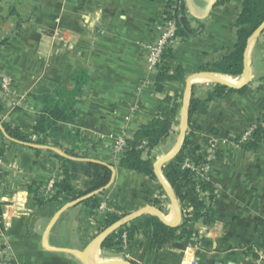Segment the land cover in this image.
Here are the masks:
<instances>
[{
	"label": "crops",
	"instance_id": "1",
	"mask_svg": "<svg viewBox=\"0 0 264 264\" xmlns=\"http://www.w3.org/2000/svg\"><path fill=\"white\" fill-rule=\"evenodd\" d=\"M217 1L0 0V42L5 41L0 46V84L3 78L9 80L8 92L0 86L1 122L30 134L43 107L40 98L56 90L73 91L77 72L88 76L73 105L72 122L63 125L61 149L51 140L37 146L0 138L5 148L0 157V261L85 264L73 252L88 248L91 258L96 254L95 261L125 264L264 261V137L256 151L236 143L264 118V33L247 45V77L228 76L243 85L212 100L203 115L194 117L200 129L189 139L186 160L216 190L211 224L188 221L181 231L193 236L159 252L150 249V234L138 235L123 252L101 247L108 214L126 218L150 206L163 218L174 212L171 225L177 221L157 178L118 168L121 154L114 148L158 112L163 95L155 91L156 73L148 69L147 48L158 40V28L171 5L177 9L178 34L166 62L170 74L182 70L180 81L168 86L170 93H179L172 133L180 131L183 102L188 110L191 95L202 100L214 91L209 79L198 76L204 73L200 67L234 46L233 24L241 12L238 3L219 6ZM170 136L150 153L153 165L175 149L178 140L171 145ZM64 150L86 158L66 156ZM54 153L113 168L112 183L100 194L96 210L80 203L56 217L67 203L50 201L53 193L47 192L50 182L62 178L63 161ZM85 181L78 173L71 185L81 190ZM164 195L171 205L167 211L162 208ZM200 198L207 203L206 195ZM197 201L190 197L189 216ZM180 211L177 226L182 223Z\"/></svg>",
	"mask_w": 264,
	"mask_h": 264
},
{
	"label": "trees",
	"instance_id": "2",
	"mask_svg": "<svg viewBox=\"0 0 264 264\" xmlns=\"http://www.w3.org/2000/svg\"><path fill=\"white\" fill-rule=\"evenodd\" d=\"M229 3L241 5L240 15L233 24V28L235 29L234 46L230 50H227V52L202 65L200 71L235 78L241 76L244 71V54L249 38L264 23V0H218L216 5L222 6ZM176 14L177 9H175ZM4 42L1 41L0 46ZM171 53V50H167L164 53L163 61L155 72V91L163 95L158 112L154 118L142 125L131 139L125 141L117 163L118 168L134 172L151 180H155L156 177L153 172V163L149 158L150 153L172 134L173 122L179 110V93L176 91H171L170 93L168 86L171 83L180 81L182 70L178 69L175 73L170 74L166 61L171 57ZM87 80L88 76L86 72H77L74 77L75 87L73 91L56 90L53 94L40 98L43 107L30 134L12 128L0 120V128L4 135L8 140L37 146H43L47 140H51L53 147L61 149L59 141L66 134L64 133L63 125L72 122L74 118L73 105L76 103V99L80 97L82 87ZM243 90L244 88L239 91ZM230 91L232 90L217 84L214 87V91L208 94L205 99H196L191 95L187 110L188 131L183 146L180 153L162 168V175L182 209V223L179 226L170 227L162 223L155 216L142 215L122 224L105 237L101 243L103 249H114L118 252H123L126 246L138 235L150 234V249L159 252L172 243L193 236L190 232L181 231L188 221L202 219L204 225L211 224L210 216L216 199V190L197 172L184 169L183 164L190 145L189 139L193 131L200 129L196 125L194 117L196 115H203L212 100L221 98L226 92ZM263 137L264 118L261 123L252 128L251 137L242 146L246 150L256 151ZM0 138L2 141L6 139L1 131ZM240 141L241 139L237 140L236 143H240ZM4 149V145H0V157ZM64 154L72 158H86L77 156V154L69 150H64ZM54 155L63 161L62 178L55 185L50 201L70 203L103 189L110 182L112 172L104 165L91 162H76L56 153ZM78 173L86 177L81 190L71 185ZM29 191L31 192V190ZM200 195H206L207 203L200 198ZM100 196L99 194L91 197L82 202V204L92 210H96L101 202ZM191 196L196 197L198 201L193 207L192 216H189L190 214L186 210L190 207L189 201ZM38 203L41 204L42 202L38 201ZM156 204L158 205L159 202H156ZM122 219L123 217L115 214L106 215L102 226L103 231L114 226ZM261 264H264V261Z\"/></svg>",
	"mask_w": 264,
	"mask_h": 264
},
{
	"label": "water",
	"instance_id": "3",
	"mask_svg": "<svg viewBox=\"0 0 264 264\" xmlns=\"http://www.w3.org/2000/svg\"><path fill=\"white\" fill-rule=\"evenodd\" d=\"M263 30H264V23L249 38L248 43H250L252 40L256 39L263 32ZM248 43H247V45H248ZM246 51H247V47H246V50H245V54H246ZM245 54H244V57H245ZM198 76L207 78L210 81H212V82H214L216 84H219L221 86H224V87H226L228 89H231V90H237V89H239L243 85L242 84L241 86H237V85H234V84H228L226 82H223V81L219 80L217 78V76H215V75H213L211 73H200V74H198ZM243 76H244V79L247 77L246 68H244ZM189 88H190L189 87V83H187V86H186V89H185V94H184V99H186V96L189 94ZM187 129H188V116H187L186 101H184L183 102V106L181 108V112H180V135H179L178 143H177L175 149L173 150V152L171 154H169L168 156H166L162 160H159L158 162H156L153 165L154 175L157 178V180H158L159 184L161 185V187L165 190V192H166L167 196L169 197V199H170V201L172 203V206H173V208L175 210V213H176V216H177V221L175 222V224H173V225L168 224L167 222H165L163 216L160 214V212L158 210H156L153 207L147 206V207L141 208L138 211L130 214L126 218H123L120 222H118L114 226H112L109 229H107L102 234L103 239L105 237H107L110 233H112L116 228H118L119 226H121L122 224H125V223H127V222H129V221H131V220H133V219H135V218L143 215L146 212H149L150 214H152L153 216H155L156 218H158L162 223H164L165 225L170 226V227H176L181 222V211H180V208H179V206H178V204H177V202H176V200L174 198V195L167 188V186L165 185L164 181L162 180V178H161V176H160V174L158 172V169H161L162 167H164L167 163H169L171 160H173L180 153L181 148H182L183 143H184V140H185V137H186V134H187ZM0 131L2 132L4 138L7 139V137L4 135V133H3V131H2L1 128H0ZM83 161H85V162H92L91 160H83ZM106 167L113 173L114 170H113V168L111 166H106ZM112 179L113 178L111 177L110 182L103 189H100L98 191H95L93 193H90L87 196H84V197H82V198H80V199H78L76 201H73V202H70V203L65 204L60 209V211L57 213L56 217L60 213H62L64 210H66V209H68V208H70L72 206L78 205V204L84 202L85 200H87V199H89L91 197H94V196H97V195L101 194L103 191H105L111 185ZM90 249L91 248H88V250L85 251V252H73V253L77 254L80 257V259L82 260V262L85 263V264H125V263L101 262V261L92 260L91 255H90ZM56 251L70 252V251H65V250H56Z\"/></svg>",
	"mask_w": 264,
	"mask_h": 264
},
{
	"label": "built area",
	"instance_id": "4",
	"mask_svg": "<svg viewBox=\"0 0 264 264\" xmlns=\"http://www.w3.org/2000/svg\"><path fill=\"white\" fill-rule=\"evenodd\" d=\"M175 9H176L175 6L168 9L164 22L158 28L159 30L158 40L153 46H150L147 48L148 49V55H147L148 69L154 73L156 72V69L160 66V64L162 63L164 53L167 50L172 51L175 46L176 40H177L178 26L176 22ZM0 86L4 91L8 92L9 80L7 78H3L1 80ZM251 131L252 129L249 130L241 138V141H240L241 144L249 140V138L251 137ZM123 146H124V142H117L114 148L115 153L121 154ZM183 168L190 169L196 172V170L191 168L187 160H185L183 164ZM0 176H1V170H0ZM55 185H56V182H50V184L47 187V192L53 193L55 189ZM0 264H6V263L0 261Z\"/></svg>",
	"mask_w": 264,
	"mask_h": 264
},
{
	"label": "bare ground",
	"instance_id": "5",
	"mask_svg": "<svg viewBox=\"0 0 264 264\" xmlns=\"http://www.w3.org/2000/svg\"><path fill=\"white\" fill-rule=\"evenodd\" d=\"M217 78L219 80L223 81V82L228 83V84H234V85L237 84L236 80H233L232 78H230L228 76L218 75ZM174 215H175L174 212H171L169 215L165 216L164 217L165 222H167L169 224L173 223L174 222V218H175ZM92 258L95 260V258H96V254L95 253H93Z\"/></svg>",
	"mask_w": 264,
	"mask_h": 264
},
{
	"label": "rangeland",
	"instance_id": "6",
	"mask_svg": "<svg viewBox=\"0 0 264 264\" xmlns=\"http://www.w3.org/2000/svg\"><path fill=\"white\" fill-rule=\"evenodd\" d=\"M263 33V32H262ZM209 84H214V85H217L216 83H214V82H210ZM219 85V84H218ZM179 102V101H178ZM179 133H180V131H179V129H177V128H175V131L171 134V136H170V138L167 140V141H169V142H171V145H173V144H175L176 143V141L178 140V137H179ZM152 161V160H151ZM161 173H162V168H161ZM163 209L164 210H168V208L171 206L170 204H169V202H167V198H165V195H164V197H163Z\"/></svg>",
	"mask_w": 264,
	"mask_h": 264
}]
</instances>
